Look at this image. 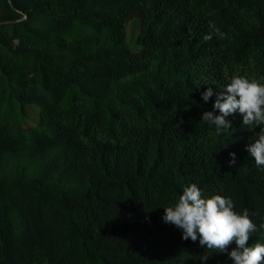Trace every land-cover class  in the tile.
<instances>
[{"label": "trees", "instance_id": "trees-1", "mask_svg": "<svg viewBox=\"0 0 264 264\" xmlns=\"http://www.w3.org/2000/svg\"><path fill=\"white\" fill-rule=\"evenodd\" d=\"M234 75L264 77V0H0V264H233L163 222L192 183L248 209L264 244L246 151L264 125L201 121V93Z\"/></svg>", "mask_w": 264, "mask_h": 264}, {"label": "clouds", "instance_id": "clouds-1", "mask_svg": "<svg viewBox=\"0 0 264 264\" xmlns=\"http://www.w3.org/2000/svg\"><path fill=\"white\" fill-rule=\"evenodd\" d=\"M209 27L211 34L204 37L205 41L213 35L224 39L226 34L212 22ZM260 80H264L261 77ZM256 78L242 75L231 77L230 83L219 93H213L207 88L201 93L204 102L215 95L213 111L204 112L201 121L214 127L217 135L229 131L232 127L228 117L239 114L242 125L249 129L264 125V83ZM218 110L219 114H214ZM258 138L251 143L246 151L255 164L264 166V127H260ZM230 164H235V153H229ZM235 203L231 197L212 195L205 198L195 183L183 188L182 195L173 206L164 208L162 220L182 230V239L196 242L207 250L219 253L227 252L233 264H264V244L255 243L249 246L248 241L257 231V225L251 219L248 209L241 212L235 210ZM264 229V224L259 226ZM235 243V248L227 251ZM203 254L200 260L209 259Z\"/></svg>", "mask_w": 264, "mask_h": 264}, {"label": "rangeland", "instance_id": "rangeland-1", "mask_svg": "<svg viewBox=\"0 0 264 264\" xmlns=\"http://www.w3.org/2000/svg\"><path fill=\"white\" fill-rule=\"evenodd\" d=\"M139 30H140L139 18L135 17L127 23L126 42H127V46L132 51L138 52L140 50V48L136 44V39L139 34ZM38 121H39L38 109H36L34 106H31L27 109V115L25 119L22 121V127L24 129L35 127L38 124Z\"/></svg>", "mask_w": 264, "mask_h": 264}, {"label": "water", "instance_id": "water-1", "mask_svg": "<svg viewBox=\"0 0 264 264\" xmlns=\"http://www.w3.org/2000/svg\"><path fill=\"white\" fill-rule=\"evenodd\" d=\"M4 24H12V23H10V22L7 23V22H6V23H4Z\"/></svg>", "mask_w": 264, "mask_h": 264}]
</instances>
